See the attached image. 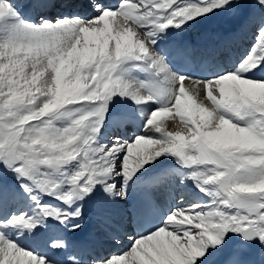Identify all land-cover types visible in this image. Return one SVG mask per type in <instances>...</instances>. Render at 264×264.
<instances>
[{"label": "snow or ice", "instance_id": "1", "mask_svg": "<svg viewBox=\"0 0 264 264\" xmlns=\"http://www.w3.org/2000/svg\"><path fill=\"white\" fill-rule=\"evenodd\" d=\"M0 264H264V0H0Z\"/></svg>", "mask_w": 264, "mask_h": 264}, {"label": "bare ground", "instance_id": "2", "mask_svg": "<svg viewBox=\"0 0 264 264\" xmlns=\"http://www.w3.org/2000/svg\"><path fill=\"white\" fill-rule=\"evenodd\" d=\"M201 24H204L205 27L210 28L211 26H213L214 20L210 19V20L202 21L201 23H199V25H201ZM192 25H194V24H192ZM166 122L169 124V128L171 130V121L170 120H167ZM126 126H128V125H126ZM129 127H131V126H129ZM126 129H127V127H126ZM122 131L125 133V135H129L132 132L130 130H129V133H128V130H122ZM139 131H142V130L139 129ZM88 207H89V211L90 212L93 211V205L90 204ZM113 207H118V206H113Z\"/></svg>", "mask_w": 264, "mask_h": 264}, {"label": "rangeland", "instance_id": "3", "mask_svg": "<svg viewBox=\"0 0 264 264\" xmlns=\"http://www.w3.org/2000/svg\"><path fill=\"white\" fill-rule=\"evenodd\" d=\"M123 107H126V105H123V102H122V108H123ZM143 132H144V131H143ZM143 132H142V133H143ZM133 133H134V132H133ZM133 133H131V137L133 136ZM131 137H130V138H131Z\"/></svg>", "mask_w": 264, "mask_h": 264}]
</instances>
